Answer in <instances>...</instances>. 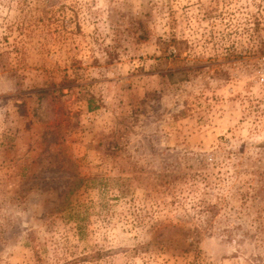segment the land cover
I'll return each instance as SVG.
<instances>
[{
    "label": "rangeland",
    "instance_id": "rangeland-1",
    "mask_svg": "<svg viewBox=\"0 0 264 264\" xmlns=\"http://www.w3.org/2000/svg\"><path fill=\"white\" fill-rule=\"evenodd\" d=\"M0 264H264V0H0Z\"/></svg>",
    "mask_w": 264,
    "mask_h": 264
}]
</instances>
